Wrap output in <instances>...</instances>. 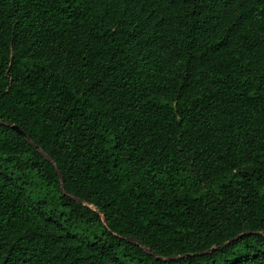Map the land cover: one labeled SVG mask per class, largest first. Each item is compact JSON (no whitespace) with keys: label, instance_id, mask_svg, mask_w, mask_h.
Returning a JSON list of instances; mask_svg holds the SVG:
<instances>
[{"label":"trees","instance_id":"16d2710c","mask_svg":"<svg viewBox=\"0 0 264 264\" xmlns=\"http://www.w3.org/2000/svg\"><path fill=\"white\" fill-rule=\"evenodd\" d=\"M0 121V264H264V0H0Z\"/></svg>","mask_w":264,"mask_h":264},{"label":"water","instance_id":"95a60500","mask_svg":"<svg viewBox=\"0 0 264 264\" xmlns=\"http://www.w3.org/2000/svg\"><path fill=\"white\" fill-rule=\"evenodd\" d=\"M0 123H1V121H0ZM12 128H13L16 132H18L21 136H23L24 138H27L26 133H24V131H22L18 126H12Z\"/></svg>","mask_w":264,"mask_h":264}]
</instances>
